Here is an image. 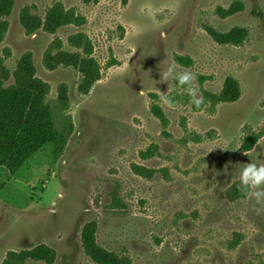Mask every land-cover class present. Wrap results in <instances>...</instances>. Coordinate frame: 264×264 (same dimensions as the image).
Segmentation results:
<instances>
[{
	"label": "rangeland",
	"instance_id": "374dc122",
	"mask_svg": "<svg viewBox=\"0 0 264 264\" xmlns=\"http://www.w3.org/2000/svg\"><path fill=\"white\" fill-rule=\"evenodd\" d=\"M57 3L84 24L27 36L21 10L44 18ZM236 3L241 10L218 15ZM6 20L0 60L13 73L31 53L36 77L50 86L48 100L66 85L73 128L65 144L45 145L0 189V264L10 252L41 246L54 252L52 264H95L81 245L91 223L96 244L129 264H264V203L227 198L245 164L264 165V0H14ZM207 28L248 35L239 46L220 45ZM77 33L90 41L97 65L86 94L78 69L42 66L54 40L81 53L68 44ZM170 66L194 74L196 98L218 94L231 77L239 99L194 110L189 85L161 79ZM149 149L153 156L143 159ZM133 165L156 173L144 179ZM36 257L24 264H47Z\"/></svg>",
	"mask_w": 264,
	"mask_h": 264
},
{
	"label": "trees",
	"instance_id": "16d2710c",
	"mask_svg": "<svg viewBox=\"0 0 264 264\" xmlns=\"http://www.w3.org/2000/svg\"><path fill=\"white\" fill-rule=\"evenodd\" d=\"M14 0H0V42H2L9 23L6 20L12 11ZM241 4H232L227 10L218 9L220 17H228L241 10ZM3 17V20L1 19ZM19 22L27 36L33 35L38 30L47 34H54L58 29L66 26H82L84 18L77 17L73 11L63 8L60 3L55 4L40 18L30 13L25 7L19 14ZM211 38L220 45L239 46L247 38L248 32L244 28H233L227 33H219L207 28ZM70 47L81 50L69 53L62 50V43L54 40L45 50L42 56V66L47 71H53L59 66L78 69L83 78L78 86L80 93L86 94L93 83L98 80L97 65L89 57L92 54V46L88 38L82 33H77L68 38ZM6 56L10 51L6 49ZM178 63L190 66L192 61L187 57H176ZM0 60V189L21 169L29 158L35 155L47 144L63 145L69 139L72 132L71 117L67 113L69 109L67 87L62 84L57 89V97L48 100L50 86L36 77L31 53H26L19 60L16 69L11 73ZM12 78L11 84H6ZM240 89L236 80L227 77L218 94L203 92L204 104L216 106L218 104L233 103L239 99ZM194 110H199L193 104ZM151 113L159 119L163 127L168 122L161 109L153 105ZM258 140V136L250 139L248 148ZM153 156L149 149L141 153L143 159ZM132 172L144 179L150 180L156 173L154 170L141 166H132ZM247 194L241 191L240 183L233 184L227 190L229 201L245 199ZM96 227L87 224L81 233V245L85 255L95 264H129L128 261L118 258L116 255L105 251L95 242ZM52 264L54 252L48 247L41 246L32 253L10 252L7 254L4 264H24L27 258L37 259Z\"/></svg>",
	"mask_w": 264,
	"mask_h": 264
},
{
	"label": "clouds",
	"instance_id": "9594fccd",
	"mask_svg": "<svg viewBox=\"0 0 264 264\" xmlns=\"http://www.w3.org/2000/svg\"><path fill=\"white\" fill-rule=\"evenodd\" d=\"M169 78L177 79L181 86L189 85L186 91L193 97L192 103L195 104L197 108H200V106L204 104L203 97L196 98L197 89L192 87V83L195 80L194 74L188 71L176 73L175 66H170L168 70L163 73L161 79L166 82ZM162 99L169 108L175 107V102L172 98L162 94ZM238 149L239 147L237 150ZM244 155H247V153H244ZM239 179L242 192L254 197L257 203H264V165L257 166L253 161L245 164L240 170Z\"/></svg>",
	"mask_w": 264,
	"mask_h": 264
}]
</instances>
